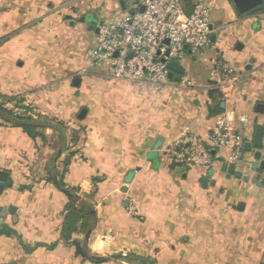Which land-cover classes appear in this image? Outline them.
<instances>
[{
    "label": "crops",
    "instance_id": "1",
    "mask_svg": "<svg viewBox=\"0 0 264 264\" xmlns=\"http://www.w3.org/2000/svg\"><path fill=\"white\" fill-rule=\"evenodd\" d=\"M187 3V12L197 3L216 10L214 44L186 55L194 88L173 83L175 75L169 96L153 100L94 57L99 26L87 31L69 13L100 25L127 0H105V12L94 0H0V106L32 124L29 133L0 114V264H133L131 254L152 264H264V169L247 166L256 149L237 163L247 182L223 172L220 158L184 177L162 152L184 133L207 137L215 117L232 109L249 116L248 139L264 125V14H241L232 0ZM216 52L236 65L238 80L222 113L210 116ZM58 172L96 212L90 235L73 240L87 238L104 261L78 256L61 239L67 195L53 180ZM229 184L238 195L227 194Z\"/></svg>",
    "mask_w": 264,
    "mask_h": 264
},
{
    "label": "built area",
    "instance_id": "2",
    "mask_svg": "<svg viewBox=\"0 0 264 264\" xmlns=\"http://www.w3.org/2000/svg\"><path fill=\"white\" fill-rule=\"evenodd\" d=\"M213 32L206 4L197 3L187 13L185 0H135L116 20L99 25L94 57L106 62L114 77L135 83L153 100H162L173 83L187 89L196 86L187 75L172 83L176 73L170 77L168 64H183L188 53L197 57L212 47ZM211 65L208 92L218 104H226L238 80L237 67L222 52L215 53ZM249 122L246 113L226 111L215 117L207 137L184 133L165 144L163 156L187 173L210 171L219 158L237 164L243 146L251 140L240 132Z\"/></svg>",
    "mask_w": 264,
    "mask_h": 264
},
{
    "label": "trees",
    "instance_id": "3",
    "mask_svg": "<svg viewBox=\"0 0 264 264\" xmlns=\"http://www.w3.org/2000/svg\"><path fill=\"white\" fill-rule=\"evenodd\" d=\"M185 2L187 5V2H189V0H185ZM248 13L264 14V2L261 6L249 11ZM222 111L223 109L220 107L219 103L214 109H211L210 116L222 113ZM0 114L6 116L7 118L15 120L18 126L23 127L27 132L30 133V130L32 129L31 123L21 122L23 118L13 115L11 111L3 109L1 106ZM53 180L67 195V202L64 207V217L60 228L61 239L65 242H71L72 245L75 247L76 254L78 256H81L85 259H90L93 262L104 261L105 258L96 257L92 255L91 250L88 246L87 238L84 240H73V236L75 234L90 235L96 220V212L93 203L82 197L79 188L75 186L71 188L70 186L67 187V182L64 180L63 175H60L59 172L56 173V176ZM125 259L133 264H152V261H150L149 257L147 258L134 254L126 256Z\"/></svg>",
    "mask_w": 264,
    "mask_h": 264
},
{
    "label": "water",
    "instance_id": "4",
    "mask_svg": "<svg viewBox=\"0 0 264 264\" xmlns=\"http://www.w3.org/2000/svg\"><path fill=\"white\" fill-rule=\"evenodd\" d=\"M233 4L237 8V10L241 14L248 13L249 11L261 6L264 2V0H232ZM124 6V3H122ZM82 22L89 23L91 29H95L96 27V19L91 15L87 14L86 16L81 17L80 19ZM103 23L101 22L100 25ZM169 69L171 70L170 77L173 76L174 73H176L175 79L177 81L180 80L181 75H184L186 73L185 67L175 61H172L168 64ZM221 108H224V104L221 105ZM161 137L157 139V145L155 147V150H159L161 146ZM264 147V125H257L253 134V139L246 142L245 149L248 151H252L253 149H256L255 151V159L256 161H259V168L264 169V159L262 154V149ZM222 166L221 169L223 172L227 173L228 176H235L237 178H241L244 181L249 180V177L244 175L243 172L239 169H237V164L235 163H229L227 161H224V159H221ZM176 171L178 173L183 174L184 177L187 176V173L184 172L182 167H177ZM6 172L0 171V181H5L6 179ZM208 179L204 181V183L207 182ZM3 185L0 183V191L2 190ZM5 214V211H3Z\"/></svg>",
    "mask_w": 264,
    "mask_h": 264
},
{
    "label": "rangeland",
    "instance_id": "5",
    "mask_svg": "<svg viewBox=\"0 0 264 264\" xmlns=\"http://www.w3.org/2000/svg\"><path fill=\"white\" fill-rule=\"evenodd\" d=\"M95 2H97V4L99 3V2H101V7H97V8H100L102 11L101 12H105L104 11V8H103V6H104V4H105V0H94ZM127 2H128V9H131V7H132V5L135 3V0H127ZM99 5V4H98ZM66 6V5H65ZM1 8H3V6H1ZM72 10V11H71ZM70 10V14H72V13H74V20L75 21H79L80 19H81V17H83V16H86L87 15V13H85V14H79V12H78V9H76L74 12H73V9H71ZM216 14V10H213V12H211V22H212V17L214 16ZM96 23H97V25L99 26V20L98 19H96ZM87 31H91V28H90V25H89V27L86 29ZM89 34L91 35H93V38H95V34L93 33V31L92 32H89ZM213 46V45H212ZM85 47H86V45H85ZM211 48V47H210ZM208 49V48H207ZM192 56H195V55H193V54H191ZM198 56H200V55H198ZM194 58V57H193ZM185 62V61H184ZM204 64V62H202V61H200L199 59H197V62L196 63H194V68H196L197 70H202V65ZM193 68V69H194ZM241 135L242 136H245L246 134H247V131H245V129L244 128H242L241 129ZM251 151H248V150H246L245 149V146H243V156H242V158H241V160L240 161H247V162H249L250 161V155H251ZM247 164V163H246ZM251 164V165H250ZM250 165V168L252 169V170H254V169H257L258 168V166H259V161H255V162H251L250 161V163H248L247 164V166H249ZM63 166H61V168H62ZM253 167V168H252ZM64 180H65V178H64ZM254 180V179H253ZM245 182H247V181H245ZM255 185H257V183L255 182L254 183ZM233 184H229L228 186H226V191H227V194H230V193H233L232 195H238V194H236V193H238L239 192V190H236L235 188H233ZM71 187H73V186H70V188ZM230 190H232V191H230ZM81 192V191H80ZM231 195V196H232ZM242 206V205H241ZM240 206V207H241Z\"/></svg>",
    "mask_w": 264,
    "mask_h": 264
}]
</instances>
